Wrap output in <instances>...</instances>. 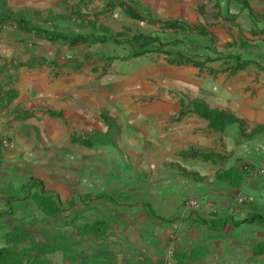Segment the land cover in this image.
I'll use <instances>...</instances> for the list:
<instances>
[{"label": "crops", "instance_id": "0c3cea01", "mask_svg": "<svg viewBox=\"0 0 264 264\" xmlns=\"http://www.w3.org/2000/svg\"><path fill=\"white\" fill-rule=\"evenodd\" d=\"M138 1L148 4L154 15L160 10L152 6L157 0ZM161 1L171 8L167 11L176 12L172 7L174 0ZM254 2L255 6L264 5V0ZM110 3L114 0H0V178L16 183L19 171L22 174L33 171L34 159H40L42 169L37 177L44 182L45 189L56 191L65 206L75 200L73 210L80 218L71 219L72 223L63 230L75 229L79 239L72 240L75 245L90 247L95 254L88 258L74 257L73 264H167L168 238L173 234L175 221L185 216L186 203L193 199L201 207L184 219L186 229L178 239V246L191 256L182 264H236L243 257L260 264V258L256 259L252 250L264 240V232L253 231L251 228L255 226L250 224L233 227L228 223L221 230H213L204 223L221 222L225 217L238 220L256 213L254 208V211L240 210L238 200L243 198V192L219 181L218 175L240 167V161L250 165L253 154L259 150L257 145L252 146L257 141H239L235 126L221 134L209 131L206 120L196 114L179 116L178 96L139 101L138 109L127 105V101L134 102L129 98L123 100V112L110 111L106 105L101 111L96 87L89 86L90 94L84 99L89 108L80 110L74 105L73 110L66 102L60 108L67 93L76 98L80 87L91 85L94 79H81L79 71H73L75 60L82 62L75 51L82 44L72 47L63 41L50 42L43 34L17 28L20 19L33 27L69 37L86 33L83 21H97L114 28L119 21L112 10L107 11ZM236 7H230L239 15L233 36L239 27L250 28L249 31L254 28L247 16L239 14L240 7ZM241 20L248 24L247 28L241 26ZM258 28L264 29V23ZM210 30L218 35L216 29ZM249 33L245 30L244 34ZM261 38L264 39L258 35L254 40L264 47V43H259ZM37 57H52L69 66L58 80L51 79L50 72L54 75L50 66L32 69L21 66ZM219 78L226 79L222 75ZM8 92L13 93L14 100L4 108L1 104ZM41 95L49 100L37 102ZM205 100L215 107L231 109L251 123L264 124V113L241 108L234 98L220 95ZM110 101L106 99L105 103ZM39 108L62 111L64 117L51 119ZM29 109L33 112L30 119H18L23 110ZM37 112L45 115L46 120L35 125L33 120L39 119ZM102 117L118 123L112 135ZM40 132L46 135L43 142ZM81 132L90 134L89 149L70 142L71 135ZM3 140L12 147H5ZM30 145H36V149ZM189 148H196L198 155L186 156ZM207 151L223 158L213 163L209 157L203 158L209 154ZM6 198L9 197L0 193V213L7 211ZM15 214L18 217L16 211ZM4 222L0 223L3 228L0 230L5 235L11 229ZM245 226H250L249 245L244 244Z\"/></svg>", "mask_w": 264, "mask_h": 264}, {"label": "rangeland", "instance_id": "374dc122", "mask_svg": "<svg viewBox=\"0 0 264 264\" xmlns=\"http://www.w3.org/2000/svg\"><path fill=\"white\" fill-rule=\"evenodd\" d=\"M132 1L140 3L138 0H114L116 5L113 7L112 15L116 21H119L113 25V29L115 31L123 30V28H117V26L125 25L127 27L128 25L134 34L142 32L150 35L151 37H159L164 39L166 42H174L176 37L170 31L162 30L164 27L159 23L149 20L145 9L150 11L153 15V18L156 20L165 21L171 18H178L181 21H189L194 25L201 23L210 25L213 23V14L210 10L213 4L208 3L207 0H174V3L172 2V7L176 8L175 13L166 10L171 9L169 6L167 7L166 1L162 2L161 0H157V5L152 3L154 9H160L157 15H154L148 4L140 3L143 7L142 15L145 17V21L142 22H136L126 18L124 5L125 3H130L129 6H132ZM252 1V4L254 5L253 7L258 12L263 13L264 5L256 4L255 6V0ZM205 5L207 11L203 12L205 13L204 16L202 13H200V9H202V6ZM236 8H239V6ZM121 20H124L125 22H121ZM240 23L243 28L248 27V24L245 23L244 20H241ZM261 25L262 23H259L258 27ZM211 29L217 30L221 39V42L218 45L219 50L223 51L221 46H223L225 43L231 42L233 36L225 32L222 28L211 27ZM249 29L250 28H247L245 30L249 33ZM263 34L264 32L260 34V37L264 38V36H261ZM205 48L206 43L197 36L188 38L186 40V45L179 47V49L185 54L192 57H199V54L202 55L205 52ZM136 50L138 53L141 52L137 45ZM263 50V46L261 47V45H255L246 46L245 49H239V52L243 55V60L264 63V61H262L264 59ZM75 51L82 61L84 60L83 56L87 54L90 55V62L88 65L84 67L82 71L77 72L79 78L94 79L92 80L91 85H83L80 87L79 92H76V98L73 97L70 92L67 93L66 98L61 101L60 108L64 107L62 105L63 102H66V105L71 107L73 110L74 105L77 108L80 107V110H86L89 108L88 104L84 102V99H88L90 94L89 86H92V88L96 87L98 100L97 106H99L101 111L105 107L104 105H106L110 111L123 112L124 110H122V105L123 107L125 106L123 100L127 101L129 98H132L134 102L127 101V105L136 107V109H138L140 105L139 101L143 102V100L148 99L155 100L159 99L161 96H178L180 101H184V106H186L187 102L194 99L192 97L193 95L204 96L205 99L212 98V96L221 95L227 98L229 97L238 100V105L240 104L241 108H250L256 113H264V80L258 77L257 70L255 69L254 65H252L254 68L248 69V71L246 70V72L242 74L243 76H230L228 73L223 72L224 66L222 62L216 63L214 65L213 69H215L216 72H207L208 70L200 71L199 69L185 65H170L163 57L158 55L156 56L154 54L134 58L131 62H108V59H116L123 56L127 57L131 56L132 53L131 47L119 46L114 43H109L104 46L97 44H85L76 48ZM96 67L100 69V71L106 72L93 74L92 69ZM206 73L209 75L208 78H206ZM220 75L226 79L219 78ZM50 77L52 80H58L57 77L52 76L51 72ZM78 94L80 95L78 96ZM84 94H86V97ZM70 97L75 101L71 100ZM80 97L83 98V100L79 99ZM42 99H46L47 101L49 100L46 95H41V98L38 99L37 102L41 101ZM106 99L111 101L105 103ZM92 104H95V102H92ZM37 113L39 119L38 121H35V119L33 120V124L35 125L42 123L43 119L46 120L45 115H41L40 112ZM246 121L250 127L257 125L255 123L249 122L248 120ZM116 127H118V125ZM40 135L43 142V138L46 137V135L43 132H40ZM31 138L34 139L35 136H32ZM260 138V140L257 141V144L254 143L252 145H257L259 147V150L253 154L255 157L252 155L253 160L250 162V165H253L256 172L259 170H264V136ZM13 146L15 147V144ZM35 146L36 145H33L31 149H36ZM39 160L34 159L36 166L34 165L33 171L24 172V174H22L23 171L20 170L16 183L14 181L9 183L8 180L3 181L2 178H0V193L6 195L7 197L25 196L31 187L30 185H27L28 179L31 177L39 179L37 176L42 169ZM24 186L26 187L24 188ZM32 187L36 188L35 186ZM243 197H246L248 201H246V203L242 205L241 208H239L240 210L254 211L255 209L256 213L264 215V174L258 175V177L255 179L250 177L248 178L246 189L243 191ZM11 200L9 202H11L12 207L14 206L12 208L13 211H16L19 215L17 217L15 214L13 219L0 216V223L5 221L10 227L20 226L25 232L30 234V241H28L29 246L34 245V261L32 264H73L74 257L88 258L90 255L95 254L94 249H91L90 247L84 249L75 245L74 241L72 240H76L75 242L79 240L77 237L78 233L75 229L72 231L63 230L64 228H68L66 227L68 226V223H72L71 219L76 220L78 217L80 218V216L75 213V210H73V205L75 204L74 206H76L75 200H71L69 204L65 206L62 213L54 218H46L32 202H18L13 199ZM6 207L9 208L8 205ZM191 211L195 210L186 209V214L183 219H187ZM251 214L255 213L251 212ZM240 219L241 218L238 220ZM180 221L181 220L175 221L173 227L172 235L174 237L176 235L177 239H179L181 235L183 236V231L186 229L185 220H183L182 229L178 230L176 228ZM250 226H255L254 229L251 228L255 232L257 230L261 233L264 232V227L257 223H251ZM250 226L244 227L246 229L244 236L245 245L250 244ZM6 232H8V230H6ZM3 234V230H0V247L4 246ZM261 238L263 237L261 236ZM64 241L70 242V245L69 243L66 245ZM166 248L165 258L168 255L169 248L171 247L166 246ZM257 258H260L258 261L260 264H264V255L263 257H256V259ZM253 263H255L254 260L250 263L248 262L247 257H243L242 262L236 264ZM167 264H175L173 257H171V260Z\"/></svg>", "mask_w": 264, "mask_h": 264}, {"label": "trees", "instance_id": "16d2710c", "mask_svg": "<svg viewBox=\"0 0 264 264\" xmlns=\"http://www.w3.org/2000/svg\"><path fill=\"white\" fill-rule=\"evenodd\" d=\"M208 3H212L211 13L213 14V23L210 25L199 24L194 25L189 21H181L178 18H171L169 20H156L153 18V15L150 11L145 9L149 20L159 23L164 31H170L176 38L174 42H166L164 39L159 37H151L145 33H132V29L124 25L123 30L120 32L115 31L113 28L104 25L103 23L97 21H83V28L86 30L85 34L76 35V36H66L60 34H54L40 28L33 27L30 23L26 22L24 19H20L17 24V28L21 31L27 33H38V35L47 36L50 42H59L63 41L69 44L72 47H75L79 44H97L104 46L109 43H114L119 46H128L131 47V56H123L116 59H108V62L121 61V62H131L134 58H138L144 55H158L163 57L166 62L173 66H190L200 71L208 70L211 72H216L214 65L216 63H221L224 66L223 72L228 73L230 76H236L242 71H248V69L254 68L257 70V73L260 78L264 76V63L253 62L248 60H243L244 57L240 54L239 49H245L246 46H254L256 42L254 37L262 34L264 29L260 30L258 28L259 23H264V12H258L250 0H207ZM115 3H110L107 11L113 10ZM132 6H129L128 3L124 5V11L127 19H131L136 22L145 21V17L142 15L143 7L140 3L135 1L131 2ZM239 6V14H244L251 21V24L254 28L251 29L248 36H246L245 29L239 27V32H236V36L233 34L237 30V20L239 18L238 14H235L231 11V6ZM206 5L202 6L200 13L205 16ZM1 17V15H0ZM222 28L228 34L233 36V41L223 44V51L219 50V43L221 42L220 37L214 33L209 28ZM256 28V30H255ZM258 29V30H257ZM260 32V33H259ZM200 37L205 43L206 48L205 52L199 57H192L185 54L182 50L179 49L180 46L186 45V40L190 37ZM259 43H264V39L261 38ZM136 45L141 50L140 53L136 50ZM152 56V55H151ZM73 71H82L84 67L90 62V55L87 54L84 56V60L80 62L75 60ZM73 62V61H72ZM70 62V63H72ZM254 65V67H252ZM29 69L38 67H52V72L55 77H59L63 74V70L67 69L68 65H62L54 58H45L37 57L32 59L30 62L21 65ZM211 67L209 69L208 67ZM105 69V68H104ZM103 73L106 71H100V69L93 68L92 73ZM14 93V91H13ZM13 93L8 92V96L2 101V107L8 108L11 104V101L14 100ZM187 102V101H186ZM40 109V108H39ZM40 111H42L40 109ZM42 112L46 113L51 119H63L64 115L62 111H53L51 109L43 110ZM196 114L199 118L206 120L208 123L207 129L209 131L219 132L221 134L225 133L226 129L230 126H236L238 128V139L244 143L259 141L264 136V124L256 125L250 127L247 121L236 115L231 109L218 108L212 105L210 102H207L205 98L200 99L196 98L184 106V101H181V117L188 114ZM33 112L31 109L27 111H22L18 115V119L26 121L31 118ZM108 126L109 133L112 135L114 127L118 123L110 117H102ZM100 137V135H98ZM260 138V139H259ZM90 134L81 132L80 134L74 133L70 137V142L72 144H79L89 149L90 145ZM99 141V140H98ZM208 155H204L203 158L211 159L213 163H216V159H222L223 157L219 155H214L212 152L207 151ZM186 156L198 155L196 148H189L188 152L185 153ZM207 156V157H206ZM226 159V158H225ZM240 167L231 168L225 171L222 174L218 175L219 181L226 183L231 189L245 191L247 186L248 178H257L258 175H261V171H255L253 165H247L243 161L238 163ZM27 185H30V190L23 197H9L6 198V206L8 205L6 212H1L0 216L9 217L13 219L15 212L13 207H11V199L18 202H32L34 206L46 217L54 218L57 215L61 214L65 208L62 200L60 199L59 194L56 191H47L45 189V184L42 180L31 177L27 181ZM26 185V186H27ZM24 186V188L26 187ZM35 186L36 188H33ZM38 188V191H37ZM243 204H239L240 207L246 203L247 198L243 197ZM12 201V200H11ZM180 220V217L178 218ZM213 230H221L228 223L233 227H239L240 225H249L251 223H257L260 226L264 227V215L255 213L247 214L244 218L240 220H233L232 218L225 217L221 222H216L212 220L211 222H205ZM8 225V224H7ZM8 227H10L8 225ZM10 231L4 235V246L0 247V264H32L34 261V245L29 246L30 234L25 232L20 226L10 227ZM176 237V238H175ZM172 235L168 238L167 246H170L173 249L172 257L177 264H182L185 258L190 259V254L184 251H181L178 246L177 236ZM252 255L260 257L264 255V240L255 246L252 250ZM188 261V259L186 260Z\"/></svg>", "mask_w": 264, "mask_h": 264}, {"label": "built area", "instance_id": "2783aa9c", "mask_svg": "<svg viewBox=\"0 0 264 264\" xmlns=\"http://www.w3.org/2000/svg\"><path fill=\"white\" fill-rule=\"evenodd\" d=\"M3 145L5 147H8V148L12 147L11 144L7 140L3 141ZM260 173L263 174L264 170H262ZM238 201H239V204L243 203V199H241V198ZM186 209H188V210H198L199 209V203L196 200H190L186 204ZM183 218H184V216H182L180 218L181 221H180V223L177 224L176 228L178 230L182 229V224H183V220H184ZM171 257H172V249L169 248L168 255L166 256V261L169 262L171 260Z\"/></svg>", "mask_w": 264, "mask_h": 264}, {"label": "clouds", "instance_id": "9594fccd", "mask_svg": "<svg viewBox=\"0 0 264 264\" xmlns=\"http://www.w3.org/2000/svg\"><path fill=\"white\" fill-rule=\"evenodd\" d=\"M4 141V140H3ZM3 143V142H2ZM11 144V143H10ZM11 146H12V144H11ZM264 174V173H263ZM262 175V174H261ZM190 201V200H189ZM187 204V203H186ZM185 207H186V205H185ZM199 209H200V204H199ZM198 209V210H199ZM5 244V243H4ZM166 263H168V261H166Z\"/></svg>", "mask_w": 264, "mask_h": 264}]
</instances>
